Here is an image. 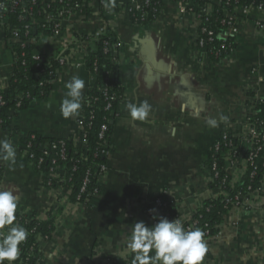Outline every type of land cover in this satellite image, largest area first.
<instances>
[{
  "label": "crops",
  "instance_id": "crops-1",
  "mask_svg": "<svg viewBox=\"0 0 264 264\" xmlns=\"http://www.w3.org/2000/svg\"><path fill=\"white\" fill-rule=\"evenodd\" d=\"M47 2L53 0H44ZM145 0H116L109 10L103 0H91L88 13H72L62 20L54 36L41 35L35 53L49 59L66 57L59 67L51 94L33 100L26 109H7L12 133L0 128V139H9L16 148V164L0 160V190L19 196L18 213L52 214L57 229L51 239L40 240L38 264H99L108 256L127 258L126 236L137 221L149 225L148 202L165 192L185 216H194L201 202L218 193L212 189L208 165L210 151L223 131L240 136L246 118L264 99V10L257 0L248 12L242 7L232 14L239 23L234 36L236 48L228 56L212 59L199 46V20L192 3L162 0L159 16L144 24L131 18L129 6L138 8ZM109 32L120 41L118 77L124 94L117 106L111 150L106 171L99 179L102 193L89 204L70 201V189L51 187L50 172H40L24 151L23 138L40 134L48 138L80 135L78 116L65 119L60 103L73 75L85 81L83 103L96 84L86 65L88 47ZM5 25L0 24V90L12 76L15 54ZM88 36L87 40H79ZM233 36L228 28L220 37ZM147 100L152 111L146 121L131 119L126 103ZM82 103V104H83ZM80 111V110H79ZM228 117L221 121L220 117ZM218 127H209V118ZM247 146L246 141H242ZM77 146L85 147L79 141ZM244 160L227 163L233 182L243 181ZM64 175V170L58 172ZM207 254L202 264H264V203L254 201L248 209H231L215 236L204 239ZM14 264H21L20 258Z\"/></svg>",
  "mask_w": 264,
  "mask_h": 264
},
{
  "label": "trees",
  "instance_id": "trees-1",
  "mask_svg": "<svg viewBox=\"0 0 264 264\" xmlns=\"http://www.w3.org/2000/svg\"><path fill=\"white\" fill-rule=\"evenodd\" d=\"M91 0H17L6 2L8 11L0 14L6 17V29L8 39L15 54L12 76L7 85L0 90V128L15 133L17 127L13 126L7 109L15 108L24 110L35 99L47 98L54 87L58 77L60 66L59 59H49L46 55H38L36 58L35 43L41 35L54 36L62 28V20L72 13H88L90 8L85 3ZM192 3L195 12L201 13L205 7L212 6V14L206 19L204 13L202 22L198 28L208 26L216 33L224 29L223 21L226 19V11H232L237 7H249L256 0H182ZM4 0H0V4ZM162 0H145L141 7H128L131 18L136 24L144 25L159 16ZM59 24V25H58ZM18 33V37L14 33ZM88 36L80 37L87 40ZM93 48L88 47L86 65L96 78V84L87 93V99L79 111L78 121L86 133V146H77L72 137L48 138L49 143L55 144V150H46L43 142L47 139L38 133L31 139V134L23 138L24 142L32 141L34 163L43 158L40 172H48L53 166L58 165L66 169V175H55L49 179V185L55 187L60 181L62 186L70 189V201L73 203L84 202L89 204L91 199L102 193L99 185L100 170L98 166L106 164L108 152L111 150V137L116 120L117 106L124 94V87L118 77L117 55L120 49V41L113 32L99 36L93 40ZM208 54L214 60H220L236 48L234 36L228 38L218 37L207 42ZM3 102V103H2ZM111 108L107 109V105ZM256 114L248 117L252 121H264V99L257 101ZM107 129L101 137L102 125ZM264 127V124H263ZM224 135L226 138L224 139ZM233 140L237 144L234 134L225 130L211 148L208 165L211 171V188L222 186L227 193H216L205 198L197 208L194 217L197 224L194 227L204 232V239L220 233L223 226V217L233 207L234 199L239 195L241 202L256 201L255 196L249 197L247 193L257 192L264 197V140L261 149L256 151L255 162L247 160L249 150L239 147L243 152L244 172L242 183L236 185L231 175L227 174L225 167L229 157L234 156L228 143ZM64 144L65 155H62L61 144ZM218 142L219 147H218ZM239 144V143H238ZM107 145V146H106ZM231 159V158H230ZM65 177V178H63ZM226 179V180H224ZM87 180V181H86ZM264 203V202H263ZM251 206V204H249ZM147 208V207H146ZM169 218L177 215V205L174 201H168L165 205ZM16 221L28 231V237L20 245L21 264H38L42 252L40 250L41 239H51L57 226L55 217L46 215H28L16 212ZM150 226V224H149ZM132 255L127 260L118 261L116 264H131ZM7 264V261H5Z\"/></svg>",
  "mask_w": 264,
  "mask_h": 264
},
{
  "label": "clouds",
  "instance_id": "clouds-1",
  "mask_svg": "<svg viewBox=\"0 0 264 264\" xmlns=\"http://www.w3.org/2000/svg\"><path fill=\"white\" fill-rule=\"evenodd\" d=\"M106 9H113L116 0H103ZM67 91L60 103V113L69 119L79 115L83 103L85 81L73 75L64 85ZM126 109L134 121H146L152 111V105L144 100L139 104L126 103ZM228 117L221 116V121ZM209 127H218V121L209 118ZM17 152L13 143L0 139V160L16 164ZM19 196L10 190H0V264H14L21 254L20 245L27 240V229L16 221ZM156 221L149 226L145 221H137L130 227V236H126L127 249L132 255L131 264H202L207 246L204 232L198 228H185L180 219L170 220L159 213L158 209H149Z\"/></svg>",
  "mask_w": 264,
  "mask_h": 264
},
{
  "label": "built area",
  "instance_id": "built-area-1",
  "mask_svg": "<svg viewBox=\"0 0 264 264\" xmlns=\"http://www.w3.org/2000/svg\"><path fill=\"white\" fill-rule=\"evenodd\" d=\"M10 1L16 3L17 0H4V2H2L0 4V10L3 11V12H7L8 9H7V6H6V2H10ZM261 1L262 2L260 4V6L264 10V0H261ZM254 4L255 3H253L249 7H242L243 10H244V12H248ZM189 6H190L189 8H191V10H193L195 12V10H196L195 9V6L194 5H189ZM212 9H213L212 6H208V7L203 8L201 10V13L199 12L197 14L195 12V14H196V16H197V18L199 20V26H200V24L202 22V19H203L202 18L203 15L201 16V14L204 13L205 18L208 19L209 16H210V14H212ZM235 9L236 8H234L233 10H235ZM225 16H226V19L223 21V24H224L223 27H224V29L225 28H228L231 31L232 35L235 36L238 33V31H239V23H238L237 19L232 14H230V15L226 14ZM6 23H7L6 17H3L0 14V24L1 25H6ZM257 25H258L259 29H261L262 31H264V22L259 21L257 23ZM220 35H221V32L218 34L213 29H211L210 27H208V26H202L201 31H199V34H198L199 46L202 49H204L205 51H208V48L209 47L207 45V42L214 40L215 37L216 38L220 37ZM14 36L15 37H18V33L15 32L14 33ZM226 38H228V37H226ZM36 58H39L38 54L36 55ZM66 60L67 59L64 56L63 57L62 56L59 57V61H60V64L61 65L65 64L66 63ZM110 108H111V104L109 103L107 105V109H110ZM257 112H258V110H256L255 112H253L251 114H256ZM113 113L117 116V112L115 113V111H114ZM248 115H250V114H248ZM248 115H247V118H246V125H245L246 128H245L244 132L242 133V135H240V136H235L234 135L235 136V139L237 140V144H233L234 143L233 140L228 143L229 149H230L229 152H231L232 150L235 152L234 153V156L233 157H229L227 159V161H226V164H225V167H226V170H227V174L228 175H230V173H229L228 168H227V163H230L231 165L236 166V165L239 164V161H240V159L243 156V152L239 151V147H243L244 149L249 150L248 156H247V160L249 162H251V163H254L255 162L256 151L261 149V145H262L261 142L264 140V127H263L264 121H261V122L252 121L248 117ZM79 124H80V127H81V133H80V135L75 136V137H72V138L75 140L76 143L79 142V141H81V142H83V143L86 144V139H85L86 133L84 132V129H83L82 125H81V122H79ZM106 129H107V125L106 124H103L102 125L101 134H100L101 137L104 135V132H105ZM34 137H35V135L34 134H31V139L34 138ZM225 138H226V135H224V139ZM217 140H219V138ZM244 140L246 141V144H247L246 147L243 146V143H242V141H244ZM219 143L220 142H218V144H217L218 147H219ZM56 148H57V146L55 144L49 143V147H47L45 149L47 151L48 150H51L52 151V150H55ZM61 150H62V155L64 156L65 155V149H64L63 142L61 144ZM24 151L26 152V154L28 155V157L34 162L35 155L33 153L32 141L31 140L29 142H25L24 143ZM42 162H43V158H40L37 161V163L36 164L34 163V164H35V166L37 168H40ZM98 169L100 170V177H101L102 174H104L105 171H106V164H103V165L98 166ZM60 170H64V175H66V169L61 168L58 165L53 166L48 172L51 173V175H52L51 178H53L55 175H59L58 172ZM63 178H65V177H63ZM224 180H226V179H224ZM57 186H62L61 183H60V181L56 182V186L55 187H57ZM51 187L53 188V186H51ZM217 190H218V193H223V192L226 193L225 192V189L222 186H219L217 188ZM165 194H166L165 192H163L161 194H157L156 196H154L148 202V205H147V208H146V214H147V216L149 218V224H150V226L152 224H154L156 221L152 218V214L149 212V209L156 208V209H158V211H159L160 214H162V215L166 216L168 219H170L169 218V213L167 212V210L165 208L166 203L169 201L168 199L165 198ZM247 196H249L250 198L253 197V196H255L256 201L264 202V197L261 196V195H259L257 192L250 191V192L247 193ZM229 201H232L233 202L232 209H235V208H237V209H239V208H241V209H248L250 207L249 204H252L253 203L251 200H249L248 202L247 201L241 202V200L239 198V195H236L234 197V199H231L230 198ZM177 210H178L177 215L175 217H173L172 219H170V220L180 219L182 221V223H183V225H184L185 228H193L197 224V220H196V218L194 216H192L191 218H188L187 219V218H185V216H183V214L180 212V210L178 208H177ZM129 257H127V258H116L114 256H108L106 260H104L102 263H99V264H116L118 261L127 260Z\"/></svg>",
  "mask_w": 264,
  "mask_h": 264
}]
</instances>
